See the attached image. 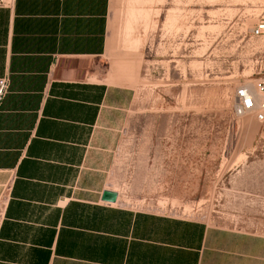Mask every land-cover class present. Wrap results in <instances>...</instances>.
Listing matches in <instances>:
<instances>
[{
	"label": "crops",
	"instance_id": "obj_1",
	"mask_svg": "<svg viewBox=\"0 0 264 264\" xmlns=\"http://www.w3.org/2000/svg\"><path fill=\"white\" fill-rule=\"evenodd\" d=\"M110 10L0 7V264H264V236L126 206L106 182V108L154 56L152 29L122 44Z\"/></svg>",
	"mask_w": 264,
	"mask_h": 264
},
{
	"label": "rangeland",
	"instance_id": "obj_2",
	"mask_svg": "<svg viewBox=\"0 0 264 264\" xmlns=\"http://www.w3.org/2000/svg\"><path fill=\"white\" fill-rule=\"evenodd\" d=\"M110 20L125 45L152 29L154 56L106 108V182L126 206L264 236V121L234 113L264 80V0H111Z\"/></svg>",
	"mask_w": 264,
	"mask_h": 264
},
{
	"label": "built area",
	"instance_id": "obj_3",
	"mask_svg": "<svg viewBox=\"0 0 264 264\" xmlns=\"http://www.w3.org/2000/svg\"><path fill=\"white\" fill-rule=\"evenodd\" d=\"M15 0H0L1 6H8ZM264 23L252 29L254 35L258 36L263 32ZM10 88L9 77H0V106L5 99ZM237 103L234 104V113L237 117H242L250 112H256L257 118L264 121V80L258 84H242L236 90Z\"/></svg>",
	"mask_w": 264,
	"mask_h": 264
},
{
	"label": "water",
	"instance_id": "obj_4",
	"mask_svg": "<svg viewBox=\"0 0 264 264\" xmlns=\"http://www.w3.org/2000/svg\"><path fill=\"white\" fill-rule=\"evenodd\" d=\"M102 199L109 203L116 202L118 200V192L106 189L102 194Z\"/></svg>",
	"mask_w": 264,
	"mask_h": 264
}]
</instances>
